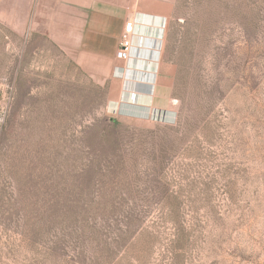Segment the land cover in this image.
<instances>
[{
  "label": "rangeland",
  "instance_id": "374dc122",
  "mask_svg": "<svg viewBox=\"0 0 264 264\" xmlns=\"http://www.w3.org/2000/svg\"><path fill=\"white\" fill-rule=\"evenodd\" d=\"M29 1L0 0V264H264V0H174L171 101L141 118L131 62L107 76L56 36L67 0Z\"/></svg>",
  "mask_w": 264,
  "mask_h": 264
},
{
  "label": "crops",
  "instance_id": "0c3cea01",
  "mask_svg": "<svg viewBox=\"0 0 264 264\" xmlns=\"http://www.w3.org/2000/svg\"><path fill=\"white\" fill-rule=\"evenodd\" d=\"M64 3L72 7L69 10L63 9L70 12V17L67 18L68 15L63 12L61 24L56 25V31L60 29L56 36L82 38L83 48H96V54L102 59V68L107 70V76L126 23L131 19L136 21L130 66L125 71L118 69L116 74V77L123 79L124 82L122 97L124 105L121 111L124 116L135 118H141L155 110L165 112L171 101L169 95L171 70L165 69V65L159 61V47L174 0H142L138 6L129 10L125 0H67ZM26 4H32L31 0ZM55 20L58 21V18ZM164 21L162 33L161 23ZM57 37L56 43L63 45L62 40ZM140 38L146 40V43L138 47L136 41ZM70 48H78L75 40L72 41ZM136 56H140L137 62L133 60L137 58ZM163 67L166 72L161 71ZM102 76H105V73Z\"/></svg>",
  "mask_w": 264,
  "mask_h": 264
},
{
  "label": "built area",
  "instance_id": "2783aa9c",
  "mask_svg": "<svg viewBox=\"0 0 264 264\" xmlns=\"http://www.w3.org/2000/svg\"><path fill=\"white\" fill-rule=\"evenodd\" d=\"M136 21L131 19L126 23L124 34L121 38L119 49L117 51V59L129 62L132 59L133 37L136 32Z\"/></svg>",
  "mask_w": 264,
  "mask_h": 264
},
{
  "label": "bare ground",
  "instance_id": "6f19581e",
  "mask_svg": "<svg viewBox=\"0 0 264 264\" xmlns=\"http://www.w3.org/2000/svg\"><path fill=\"white\" fill-rule=\"evenodd\" d=\"M144 18H145V17H144ZM138 20H139V19H138ZM139 24H140V23H139ZM143 27H144V26H143ZM161 28H162V26H161ZM159 29H160V28H159ZM137 30H138V29H137ZM161 30H162V29H161ZM160 41H161V40H160ZM153 69H154V68H153ZM145 96H146V95H145ZM130 99H131V98H129V100H130ZM129 100H128V101H129Z\"/></svg>",
  "mask_w": 264,
  "mask_h": 264
}]
</instances>
